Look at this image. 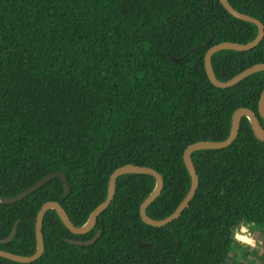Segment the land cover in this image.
<instances>
[{
	"label": "trees",
	"instance_id": "1",
	"mask_svg": "<svg viewBox=\"0 0 264 264\" xmlns=\"http://www.w3.org/2000/svg\"><path fill=\"white\" fill-rule=\"evenodd\" d=\"M227 1L264 27V0ZM256 34L219 0H0V197L52 172L70 185L66 194L52 179L24 200L0 204V240L16 230L0 250L34 254L35 219L46 202L58 203L75 227L85 225L105 200L110 175L125 165L162 177L146 215L172 214L190 186L188 146L224 141L239 108L255 112L264 128L257 113L264 71L221 89L204 70L209 48L246 44ZM261 63L264 36L249 51L211 58L221 82ZM191 160L198 186L176 220L144 224L139 207L155 180L122 175L85 234L70 233L47 211L44 251L28 264H227L235 248H249L236 240L239 228L264 232V141L243 118L231 145L194 152ZM97 231L89 246L65 242L90 240ZM0 264L19 263L0 257Z\"/></svg>",
	"mask_w": 264,
	"mask_h": 264
},
{
	"label": "water",
	"instance_id": "2",
	"mask_svg": "<svg viewBox=\"0 0 264 264\" xmlns=\"http://www.w3.org/2000/svg\"><path fill=\"white\" fill-rule=\"evenodd\" d=\"M222 7L235 19L247 22L250 24H253L257 29V34L255 38L246 43V44H238V43H231V42H223L220 44H217L211 48H209L204 56V70L206 73V76L210 83L221 89L231 88L235 86L237 83L242 81L243 79L259 72L264 71V63L261 64H255L239 74L235 75L231 79L221 82L216 79L212 64H211V58L214 54L228 50V51H235V52H246L253 48H255L260 41L262 40L264 36V27L260 21L257 19L248 16L246 14H242L238 11H236L227 0H219ZM186 56V55H185ZM184 56V57H185ZM184 57L181 58H172L173 62L179 63L183 60ZM257 113L260 119L264 122V89L262 90V93L259 98L258 102V108ZM243 118H246L249 122V125L251 127L252 133L255 136L256 139L259 141H264V128L262 127L258 117L256 116L255 112L246 109V108H239L237 109L231 118V126H230V133L229 136L221 142H210V141H201L197 142L195 144H192L188 146L184 153H183V162L184 166L188 172V175L190 177V186L189 190L186 194V196L183 198V200L180 202V204L177 206V208L174 210L172 214L169 216L160 219V220H154L151 219L146 215V209L148 206L159 196L161 193L162 187H163V180L161 175L156 172L154 169L149 167H141V166H135V165H125L120 168H117L109 177L108 186H107V194L105 200L99 204L90 214L87 222L82 227H75L69 220L66 212L64 209L56 202H46L44 203L41 208L39 209L36 219H35V241H36V249L33 255L31 256H20L16 254H11L9 252L0 250V257L10 260L12 262H16L19 264H28L36 261L40 256L42 255L44 251V240L42 236V223L44 215L47 211L53 210L58 218L60 219L63 226L72 234L74 235H82L87 232H89L96 224L97 218L100 213H102L104 210L107 209V207L110 205L113 197H114V191H115V184L116 179L119 176L127 175V174H134V175H150L155 180V187L153 191L143 200V202L140 204L139 207V215L142 220V222L146 225H149L151 227L160 228L163 227L172 221L176 220L181 213L187 208L189 202L192 200V198L195 195L197 186H198V177L193 165V162L191 160V155L194 152L202 151V150H218L228 147L233 143L235 140L239 127L240 122ZM60 179L65 187L66 194H69L70 192V185L66 179V177L58 172H52L47 174L46 176L42 177L39 181H37L34 185L29 187L28 189L24 190L22 193L11 197H0V204L1 205H11L15 204L21 200H24L27 198L30 194L35 192L36 190L40 189L42 186H44L46 183L50 182L52 179ZM16 234V230L13 229L11 233L3 240H0V245L7 244L11 242ZM101 232L97 231L94 237L90 240L86 241H80V240H73V239H65V242L70 245L75 246H89L93 244L99 237Z\"/></svg>",
	"mask_w": 264,
	"mask_h": 264
},
{
	"label": "rangeland",
	"instance_id": "3",
	"mask_svg": "<svg viewBox=\"0 0 264 264\" xmlns=\"http://www.w3.org/2000/svg\"><path fill=\"white\" fill-rule=\"evenodd\" d=\"M261 230L253 225L239 228L235 232V238L249 248H235L227 264H264V232Z\"/></svg>",
	"mask_w": 264,
	"mask_h": 264
}]
</instances>
